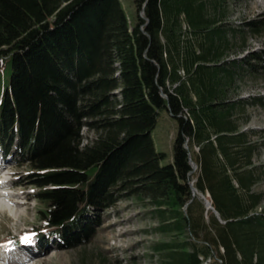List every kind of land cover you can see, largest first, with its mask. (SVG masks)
I'll return each mask as SVG.
<instances>
[{"label": "trees", "instance_id": "1", "mask_svg": "<svg viewBox=\"0 0 264 264\" xmlns=\"http://www.w3.org/2000/svg\"><path fill=\"white\" fill-rule=\"evenodd\" d=\"M245 1L132 0L130 24L119 0H0V155L38 187L37 238L83 244L133 198L155 220L157 264H264V133L247 126L264 94L241 93L264 80V45L248 44L264 19L227 20ZM161 107L177 121L165 164Z\"/></svg>", "mask_w": 264, "mask_h": 264}, {"label": "rangeland", "instance_id": "2", "mask_svg": "<svg viewBox=\"0 0 264 264\" xmlns=\"http://www.w3.org/2000/svg\"><path fill=\"white\" fill-rule=\"evenodd\" d=\"M128 22H134L132 0H119ZM228 22L233 26L241 19H264V0H246L240 5H229ZM252 48L264 45V32L256 37H249ZM10 62L2 59L0 66V88L8 83ZM242 95L264 94V80H257L244 85ZM249 127L257 135L264 133V106H252ZM177 121L165 107L158 109L156 122L150 132L156 151L164 153L161 164L172 161L173 138ZM82 144L93 138L94 132L81 128ZM264 138L261 136L259 138ZM256 161L264 163V147L256 156ZM27 167L13 164L9 159L0 158L1 187L12 201L9 207L0 204V249L8 248L9 242L22 238L27 247L28 256L19 258L25 264H157V255L152 253V243L161 237L154 231L155 220L150 217L148 208L137 203L133 198L116 201L102 213V223L94 236L87 242L75 247L60 249L52 240L37 241L36 229L42 226L39 210L44 207L35 198L38 190L26 176ZM195 170V169H194ZM192 170V171H194ZM264 171V170H263ZM194 180V177L193 179ZM254 189L264 192V172L254 185ZM6 197V198H7ZM257 210L264 211V198ZM14 248V247H13ZM5 249V248H4ZM11 252V251H10ZM27 262V263H26Z\"/></svg>", "mask_w": 264, "mask_h": 264}, {"label": "bare ground", "instance_id": "3", "mask_svg": "<svg viewBox=\"0 0 264 264\" xmlns=\"http://www.w3.org/2000/svg\"><path fill=\"white\" fill-rule=\"evenodd\" d=\"M193 162V161H192ZM194 163V162H193ZM195 164V163H194ZM4 180V179H3ZM3 180H0V184L3 183ZM195 189L193 188V191ZM7 192L3 190V188L0 185V204L3 206H7L9 207V204H12V201L9 199V197H7ZM7 197V198H6ZM204 197V196H203ZM206 203L209 205V202L207 200V198H205ZM18 248V245L16 246ZM6 248V247H5ZM3 256H5V254H1L0 253V264H25L23 261H21L18 258H14V257H7L6 259L3 258ZM27 263V262H26Z\"/></svg>", "mask_w": 264, "mask_h": 264}, {"label": "water", "instance_id": "4", "mask_svg": "<svg viewBox=\"0 0 264 264\" xmlns=\"http://www.w3.org/2000/svg\"><path fill=\"white\" fill-rule=\"evenodd\" d=\"M191 162H192V161H191ZM191 164H192V167L194 168V163L192 162Z\"/></svg>", "mask_w": 264, "mask_h": 264}]
</instances>
